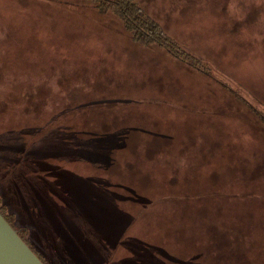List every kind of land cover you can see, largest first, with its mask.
<instances>
[{
  "label": "rangeland",
  "instance_id": "1",
  "mask_svg": "<svg viewBox=\"0 0 264 264\" xmlns=\"http://www.w3.org/2000/svg\"><path fill=\"white\" fill-rule=\"evenodd\" d=\"M74 1L0 0V198L15 225L55 259L52 242L92 245L91 261L54 264H264V0H137L214 81Z\"/></svg>",
  "mask_w": 264,
  "mask_h": 264
},
{
  "label": "trees",
  "instance_id": "2",
  "mask_svg": "<svg viewBox=\"0 0 264 264\" xmlns=\"http://www.w3.org/2000/svg\"><path fill=\"white\" fill-rule=\"evenodd\" d=\"M55 1L65 3L67 6L80 5L78 2H75L74 0H55ZM79 1H84L86 2V4L93 5V7H95L97 10H99L102 13L112 12L113 15L121 21L119 22L120 26L122 27L120 30L125 32V37L121 36L120 38H124V39L126 38L125 43H129L130 46H137L151 53H156L157 51V53H159L160 56H162L165 60V58L167 57L162 50L164 49L168 53L167 54L168 57L173 58L174 61L178 62L179 65L184 66L185 68L187 67L189 71L192 70L193 72L200 74V76L204 80H205L204 77H206L207 79L205 81L208 80L214 81L210 68L206 64H204L203 60L197 57L196 55L192 54L185 48H183L175 40H173L168 34H166L162 26L156 20L150 17L144 11L143 8L139 6L137 0H79ZM105 15H111V14H105ZM104 20H105V16L98 14L97 16L93 17V20L88 19V22L90 25L106 28L105 27L106 23H104ZM126 33L128 36L126 35ZM165 75L172 77L173 80H176L173 77V74L169 75V73L165 72ZM155 79H156L155 77L154 78L152 77L151 80L146 81V84H148L150 81H153ZM227 90H229V88ZM23 96L25 97V94ZM23 100L25 101L26 99ZM252 110L255 111L264 121V111L258 109L257 107H252ZM73 193L74 191L72 189L70 191V194ZM0 212L5 217V219L10 223V225L16 230L19 236L27 243V245L35 252V254L41 259V261L44 264H54V261L71 262L74 261L70 259V257L72 258L73 256H77L76 258L78 259L76 260L77 262L78 261L88 262L92 260L91 255L89 254V252L92 249V245L88 241H85V239H81L79 243L73 242L75 241V239L72 238L63 240L61 242H56V241L52 242L51 243L52 252L55 255H58L59 258L55 259L53 256L48 257L47 255H51V254L46 253L47 245L44 248V245L42 243H38L36 241V234L37 232H39L38 229H36L37 228L36 226L31 225V229H30L28 225L20 226V227L15 225L14 223L15 215L13 213H9L7 205L1 200V198H0ZM52 229H59V232L61 231L60 227L52 228ZM64 232L65 231H63V233ZM128 243L129 242H125V245L127 244L129 246ZM143 248L147 251H149L148 250L149 248L152 250L151 247H147V248L143 247ZM139 250L141 251V249ZM134 251H137V249ZM151 254L152 253L149 251V256H151ZM149 256L144 260V263L157 264V261L152 256L151 258Z\"/></svg>",
  "mask_w": 264,
  "mask_h": 264
},
{
  "label": "water",
  "instance_id": "3",
  "mask_svg": "<svg viewBox=\"0 0 264 264\" xmlns=\"http://www.w3.org/2000/svg\"><path fill=\"white\" fill-rule=\"evenodd\" d=\"M0 264H44L1 212Z\"/></svg>",
  "mask_w": 264,
  "mask_h": 264
}]
</instances>
